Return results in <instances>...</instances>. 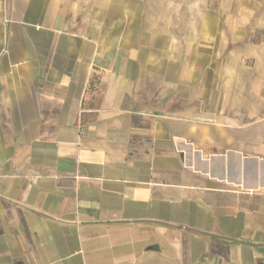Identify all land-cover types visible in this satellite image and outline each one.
<instances>
[{
  "label": "crops",
  "instance_id": "obj_1",
  "mask_svg": "<svg viewBox=\"0 0 264 264\" xmlns=\"http://www.w3.org/2000/svg\"><path fill=\"white\" fill-rule=\"evenodd\" d=\"M264 0H0V264H264Z\"/></svg>",
  "mask_w": 264,
  "mask_h": 264
},
{
  "label": "rangeland",
  "instance_id": "obj_2",
  "mask_svg": "<svg viewBox=\"0 0 264 264\" xmlns=\"http://www.w3.org/2000/svg\"><path fill=\"white\" fill-rule=\"evenodd\" d=\"M256 35H254L253 40L254 41H260L261 39L264 41V29H257Z\"/></svg>",
  "mask_w": 264,
  "mask_h": 264
}]
</instances>
